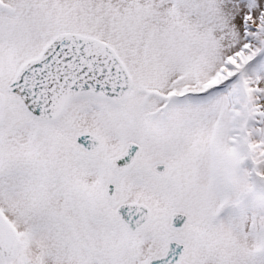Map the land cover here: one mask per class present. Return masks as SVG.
<instances>
[{"label":"snow or ice","instance_id":"6c2138e0","mask_svg":"<svg viewBox=\"0 0 264 264\" xmlns=\"http://www.w3.org/2000/svg\"><path fill=\"white\" fill-rule=\"evenodd\" d=\"M0 264H264V0H0Z\"/></svg>","mask_w":264,"mask_h":264}]
</instances>
